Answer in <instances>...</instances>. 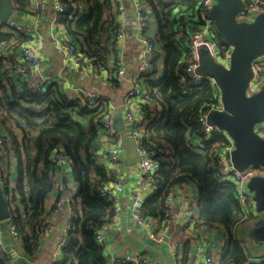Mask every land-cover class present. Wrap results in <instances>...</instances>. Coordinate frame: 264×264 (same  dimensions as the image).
<instances>
[{
  "label": "trees",
  "instance_id": "obj_1",
  "mask_svg": "<svg viewBox=\"0 0 264 264\" xmlns=\"http://www.w3.org/2000/svg\"><path fill=\"white\" fill-rule=\"evenodd\" d=\"M32 1L11 0V5L14 11L26 13ZM142 1L150 9L147 15L152 24L150 35L156 41L158 57H163L162 75L158 79L149 76L145 81L148 94L141 106L143 142L156 153L154 159L159 166V186L147 197L142 213L162 220L167 193L188 182L195 187L196 223L227 234L223 263H243L247 261V253L236 239L235 229L250 218L243 219L235 185L224 184L217 178L218 160L211 148L216 140H204V147L193 142L199 132L198 111L202 105L212 103L214 96L210 84L198 88L185 78V40H178L184 38V28L175 11L194 6L196 1ZM64 3L67 10L61 14L59 24L65 27L81 53L94 63H106L113 49L112 32L118 24L112 0H64ZM28 39L13 29L0 34V127L5 129L6 145L14 152L12 162L17 163L15 183V173L12 176L7 168L5 174L0 167L3 180L0 187L9 200L11 220L25 253L34 255L44 235L47 200L55 187L57 168L52 155L60 148L70 161L78 188L73 196L66 187L59 189V199L71 195L75 215L69 245L56 264H110L105 247L95 238L96 228L112 215L111 204L100 194V188L113 176L95 153L105 111L77 100L69 101L57 83H52L43 95L8 83L6 75L11 68H7V52L12 49L20 52L31 41ZM0 264H8L1 255ZM258 264H264V258Z\"/></svg>",
  "mask_w": 264,
  "mask_h": 264
},
{
  "label": "built area",
  "instance_id": "obj_2",
  "mask_svg": "<svg viewBox=\"0 0 264 264\" xmlns=\"http://www.w3.org/2000/svg\"><path fill=\"white\" fill-rule=\"evenodd\" d=\"M196 4L190 7H183L175 11L176 18L183 24L184 38L178 40L183 41L185 54L183 61L185 63L186 79L193 85L201 88L204 83L210 84L214 96L212 103L204 104L200 107L196 121L199 124V132L197 138L193 141L197 147H204V140H216L212 147L215 157L217 158V178L220 182L233 184L236 187V199L242 210L243 219L261 218L263 213L258 211L254 193L249 189V181L258 174L256 169L264 167L251 166L244 171H239L234 166H230L226 160V153L235 149L234 142L229 134L221 130L219 127L209 123V115L214 111H223L224 105L222 101V90L218 82L210 76H202L197 73L200 66L201 55L203 51L208 52L214 60L222 66L229 68L230 55L232 46L220 37L214 18L211 16V10L216 5L217 0H195ZM243 2L242 10L237 14L236 20L238 22H253L255 16L259 13H264V0H241ZM34 8L39 13H44L47 10V3L45 0H34ZM114 9L117 15L125 11V5L122 0H112ZM129 5L134 13V35L138 44L139 58L138 62L127 77V67L124 58L123 48L125 46V30L121 24L115 27L113 34V47L117 55L114 61L108 58L104 62H92L85 54L81 53L79 46L71 42L67 38H56L55 46L63 55L64 62L71 64L73 68L82 76L101 78L104 84L110 89L115 90L120 86L130 84L126 90L123 100L120 104L112 101L107 93L98 91H90L81 88H75L70 91H65L64 94L69 101H80L82 104L91 106L92 108L101 107L105 112L101 119V135L108 141L109 149L106 153L108 163L116 168L120 164L123 156V145L120 140L119 133L114 127V112L119 109L122 113V118L127 128L128 136L134 142L137 152V169L138 179L134 182V194L132 201L133 219L135 225L143 233V235L156 240L157 242H167L171 234L172 227L177 221V218H182L187 226H193L196 223L194 208L191 201L185 199L182 201L181 208L178 212L175 211V199L179 192L191 187V184L186 182L177 185L170 189L167 193L166 210L162 220H160V229L155 232L152 228L154 223L152 217L145 216L142 213V207L148 196L154 194L159 186V179L157 178L159 166L155 161L156 153L149 149L143 142L144 137V122L141 106L147 97V90L145 88V81L149 76L158 79L162 75V63H156L158 57L156 49V41L149 34L150 22L147 16L146 7L142 0H129ZM52 18L54 23H59L62 13L67 8L64 0H53ZM119 20V18H118ZM13 29L18 34L27 35L30 42H26L20 53V64L14 70L16 71L15 81L17 86H21L26 91L43 95L47 88L53 82L52 77L42 74L40 66L42 62L40 54V46L38 44L41 38L34 37L37 35V30L34 26L17 21L14 15L6 22L0 20V33H6ZM14 50L7 52V68L8 62L13 55ZM108 61V63H107ZM109 62L111 66H109ZM115 62V63H114ZM114 63V64H113ZM253 78L247 87V96H252L263 87L260 85L262 78H264V54L258 57L252 66ZM11 72V70H10ZM9 72V73H10ZM6 81L11 80L6 75ZM59 84V83H57ZM256 132L264 138V121L255 127ZM0 135V167L3 163L14 160V152L6 145V140ZM219 139H222L223 142ZM223 144V146H220ZM96 153V152H95ZM97 156V154H96ZM99 162L100 158L97 156ZM52 162L57 169L71 168L70 161L63 154L60 148L55 149L52 155ZM102 163V162H101ZM9 169V167H8ZM117 171V169H115ZM5 172V171H4ZM6 174V172H5ZM1 176V175H0ZM3 183L0 177V184ZM125 183L123 177L118 175L112 180L103 183L100 188V194L110 202L112 207V215L95 230L96 241L105 247V252L108 257V250L104 230L109 224H116L119 215L122 212L120 204V197L124 193ZM63 186L60 187L62 190ZM70 197V196H69ZM59 199V198H58ZM68 202V196L61 197L57 202V209ZM260 214H262L260 216ZM7 230L11 238L16 242H20V237L16 229V225L10 219L6 220ZM53 225L48 223L43 229L44 234L52 230ZM72 228V219H68L66 224V233L60 242V248L63 250L69 245V231ZM176 254V251H175ZM0 255L7 261V263L14 264L13 250L7 245L3 235V227L0 222ZM264 256V244H263ZM108 261L110 264H151L150 261L135 253L117 250L110 252ZM218 264L210 249L205 247L203 243H196L195 250L188 264Z\"/></svg>",
  "mask_w": 264,
  "mask_h": 264
},
{
  "label": "crops",
  "instance_id": "obj_3",
  "mask_svg": "<svg viewBox=\"0 0 264 264\" xmlns=\"http://www.w3.org/2000/svg\"><path fill=\"white\" fill-rule=\"evenodd\" d=\"M45 1L47 3V10L43 14L35 10L33 1L30 9H28L29 13H20L16 11L13 13L14 18L17 21H21L36 28L37 35L34 39L37 37L41 38L38 44L40 46V54L42 58L40 66L42 74L52 77L53 82L56 81V83H59L58 85L63 92L75 88L90 91L99 90V92L109 94L114 103L120 104L127 90L126 86L122 85L115 90H110L101 78L82 76L71 64H66L64 62L62 53L55 46V40L56 38H67L71 42L73 41L67 34L63 25L53 22V0ZM122 1L125 5V11L120 15H116V17L117 20L119 18V24H121L125 30L126 42L121 53H123L126 61L127 77H130V74L133 72L138 62L139 48L134 35L133 10L129 5V0ZM145 7L148 15L150 9L146 4ZM149 22L150 25H152L150 18ZM149 34H151V29L149 30ZM112 48V52L108 56V61L110 57V60L113 62L116 58L117 52L114 50L113 45ZM13 50V55L8 62V66L11 68V72L8 76L12 83H16V71L13 67H17L20 64L21 51L17 53L15 49ZM156 63H163V57H156ZM108 65L111 66V63L109 62ZM160 69L162 71L161 67ZM123 124L125 125L124 120ZM4 132L5 129L0 127V135ZM117 132L119 133L118 135L120 136L124 152L120 164H118L116 168L111 166L106 159L109 145L107 139L102 135L100 136L95 149L97 156L113 178L120 175L123 177L125 183L124 193L120 197L122 212L119 215L118 221L116 224H109L103 232L107 244L108 258L110 252L121 250L140 254L146 257L151 264H188L189 259L194 253L196 243L205 244V247L210 249L216 263L218 264H258L260 260L264 258L263 245L255 244L250 235V231L253 227L257 226L259 222H264V215L262 214H260V216L262 215L261 218L252 217L249 221L245 222V224L235 229V237L242 243L247 253V261L243 263H223L222 249L227 241L226 232L217 228L208 227L201 222L195 223L193 226L189 227L185 224L182 218H177L167 242H157L156 240L143 235L135 225L132 209L134 182L139 176L136 147L134 142L128 136L126 125L123 131ZM8 167L9 172H12V176H14L17 169V163L15 161L12 162V160L8 158V162L3 163L2 169L6 172ZM115 169H117V171H115ZM61 186L66 187L67 192L69 191L72 196L77 191L78 185L75 181L74 173L69 167L56 170L55 187L46 204V209L48 211L46 224L50 223L53 227L49 233L43 235L42 240L40 241V246L34 255L28 256L24 251L22 240L20 239V242L16 243L9 235L8 230L3 229L5 242L13 250L14 264H56L62 260L63 250L60 248V242L66 233L67 221L68 219H72L75 215V210L73 209L74 203L71 204V197H68V202H65L60 209H54L55 203L60 195L59 189ZM194 196L195 187L193 185L183 192H179L175 199V211L178 212L179 208H181L182 201L185 199H188L194 205ZM77 208L80 209L79 205ZM152 219L154 221L152 228L155 232H158L160 229V219ZM199 264L204 263L199 262Z\"/></svg>",
  "mask_w": 264,
  "mask_h": 264
},
{
  "label": "water",
  "instance_id": "obj_4",
  "mask_svg": "<svg viewBox=\"0 0 264 264\" xmlns=\"http://www.w3.org/2000/svg\"><path fill=\"white\" fill-rule=\"evenodd\" d=\"M242 8L241 0H217L211 16L220 37L232 46L229 68L203 51L197 70L199 75L214 78L221 87L224 110L211 112L209 123L232 138L235 149L226 153V160L239 171L251 166L264 167V138L255 130L264 121V87L252 96L246 93L253 78V62L264 54V13L257 14L253 22H238L236 16ZM13 13L11 0H0V20L6 23ZM129 87L127 84L126 89ZM114 120L115 129L123 131L125 125L119 109L115 110ZM248 187L254 193L258 211L264 215V175L254 176ZM10 218L9 200L0 187V222L4 230ZM250 235L255 244L263 245L264 223L253 227Z\"/></svg>",
  "mask_w": 264,
  "mask_h": 264
},
{
  "label": "rangeland",
  "instance_id": "obj_5",
  "mask_svg": "<svg viewBox=\"0 0 264 264\" xmlns=\"http://www.w3.org/2000/svg\"><path fill=\"white\" fill-rule=\"evenodd\" d=\"M260 85L263 87V85H264V78H262V81L260 82ZM256 172L258 173V174H262L263 172H264V168H261V169H256ZM264 174V173H263ZM16 176H17V172H15V176H14V178H13V182L15 183V181H16Z\"/></svg>",
  "mask_w": 264,
  "mask_h": 264
}]
</instances>
